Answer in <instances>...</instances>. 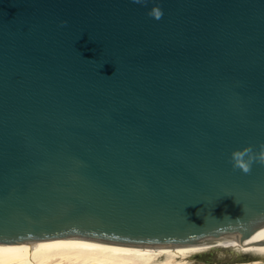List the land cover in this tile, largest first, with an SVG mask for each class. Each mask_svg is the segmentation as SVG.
<instances>
[{
	"label": "water",
	"instance_id": "1",
	"mask_svg": "<svg viewBox=\"0 0 264 264\" xmlns=\"http://www.w3.org/2000/svg\"><path fill=\"white\" fill-rule=\"evenodd\" d=\"M260 143L264 0H0V244L264 229Z\"/></svg>",
	"mask_w": 264,
	"mask_h": 264
},
{
	"label": "bare ground",
	"instance_id": "2",
	"mask_svg": "<svg viewBox=\"0 0 264 264\" xmlns=\"http://www.w3.org/2000/svg\"><path fill=\"white\" fill-rule=\"evenodd\" d=\"M222 251V264H264V229L204 242L101 243L81 238L33 245L0 244V264H217L198 261Z\"/></svg>",
	"mask_w": 264,
	"mask_h": 264
},
{
	"label": "clouds",
	"instance_id": "3",
	"mask_svg": "<svg viewBox=\"0 0 264 264\" xmlns=\"http://www.w3.org/2000/svg\"><path fill=\"white\" fill-rule=\"evenodd\" d=\"M132 3L144 6L148 0H132ZM147 15L154 20H160L163 16V10L158 4L148 10ZM67 21H61L60 26L63 27ZM259 150H254L251 146H245L242 149L233 150L230 154V163L233 169H239L241 172L248 174L251 171L253 163L264 165V143L259 144Z\"/></svg>",
	"mask_w": 264,
	"mask_h": 264
},
{
	"label": "rangeland",
	"instance_id": "4",
	"mask_svg": "<svg viewBox=\"0 0 264 264\" xmlns=\"http://www.w3.org/2000/svg\"><path fill=\"white\" fill-rule=\"evenodd\" d=\"M222 254H225V253H223L222 251H218L214 253H206V254H202V256H200V258H197L196 260L198 261L209 260L217 264H222L225 262V259H222V256H223Z\"/></svg>",
	"mask_w": 264,
	"mask_h": 264
}]
</instances>
